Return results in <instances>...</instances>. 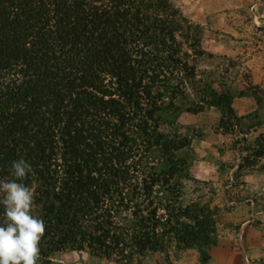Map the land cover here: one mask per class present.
<instances>
[{"label": "trees", "instance_id": "trees-1", "mask_svg": "<svg viewBox=\"0 0 264 264\" xmlns=\"http://www.w3.org/2000/svg\"><path fill=\"white\" fill-rule=\"evenodd\" d=\"M203 35L171 0H0V176L21 157L32 166L42 263L72 249L120 264L172 245L211 261L217 210L165 205L162 221L154 196L160 186L164 202L180 199L188 177L179 153L190 142L162 130L164 113L215 108L231 134L244 120L234 99L258 97L205 83L209 100L191 104L189 51L203 55ZM252 155L256 166L264 148Z\"/></svg>", "mask_w": 264, "mask_h": 264}, {"label": "rangeland", "instance_id": "rangeland-1", "mask_svg": "<svg viewBox=\"0 0 264 264\" xmlns=\"http://www.w3.org/2000/svg\"><path fill=\"white\" fill-rule=\"evenodd\" d=\"M171 1L191 23L204 29L201 43L203 55L189 51V63L196 67V80L199 83L196 89L188 86L191 104L204 105L200 103L202 98L209 100L207 92L200 91L205 83L218 91L252 89L258 97L250 94L234 99L237 115L244 117V120L232 128L231 134H224L223 129L219 128L221 114L215 108L205 107L196 114L183 111L177 117L163 114L162 130L180 139L187 138L190 145L179 153L185 158L184 165L188 169V177L182 175L181 198L164 202L165 195L169 198L172 195L160 186L155 190V201L160 208L159 218L162 221L167 218L163 209L165 205L172 209L195 203L210 204L218 213L219 238L208 264H264V191L258 190L259 185L254 180L256 176L247 182L243 178L250 172L259 175V171H264V156L256 166H249L244 161L257 146L264 148V0ZM257 98L261 99L260 106ZM259 122L262 126H258ZM252 158L255 157L252 155ZM149 160L154 167L162 164L157 150H153ZM203 161L207 164L203 165ZM224 164L229 169L239 167L234 175L226 178L223 174ZM214 175H219L220 179L215 181L212 178ZM238 204L244 207L239 206L235 214L232 213ZM242 210L249 213L248 216L243 215ZM244 217L251 221L249 226L245 225L246 228L243 227ZM172 246L168 255L149 253L140 260L134 256L127 263L120 264H201L197 250L178 251ZM50 261L48 264H117L93 257L88 250L72 249L54 253ZM38 264H44L40 258Z\"/></svg>", "mask_w": 264, "mask_h": 264}, {"label": "clouds", "instance_id": "clouds-1", "mask_svg": "<svg viewBox=\"0 0 264 264\" xmlns=\"http://www.w3.org/2000/svg\"><path fill=\"white\" fill-rule=\"evenodd\" d=\"M31 164L21 157L0 176V264H38L46 223L33 212L34 185L25 183Z\"/></svg>", "mask_w": 264, "mask_h": 264}, {"label": "crops", "instance_id": "crops-1", "mask_svg": "<svg viewBox=\"0 0 264 264\" xmlns=\"http://www.w3.org/2000/svg\"><path fill=\"white\" fill-rule=\"evenodd\" d=\"M178 1V0H177ZM176 1V2H177ZM177 4H178V2H177ZM232 22V21H231ZM230 22V23H231ZM233 23H234V21H233ZM226 153L228 154V152L226 151ZM217 156H220V153L219 152H216L215 153ZM203 163V165H206L207 163L205 162V161H203L202 162ZM209 165V167H211V163H209L208 164ZM208 167V166H207ZM208 167V168H209ZM223 167H224V172H223V174H225V177L227 178L228 177V175H234V172H235V170H236V168H238L239 167V165L238 166H235L234 168H232V169H229V168H227L228 166L227 165H223ZM202 168H204V166H202ZM260 169V168H259ZM212 170H213V168H212ZM264 170V169H263ZM204 172H205V170H204ZM254 172V171H253ZM256 172V171H255ZM217 174H220L219 172H217ZM254 176H256L257 177V179H254V180H256L257 181V184L259 185V189L258 190H263L264 191V171H259V175H256V173H249L248 175H246V176H244L243 178H245V182H247L248 181V179L249 178H251L252 180H253V178H254ZM212 178H214L215 179V181L216 180H219L220 178H219V175H214V176H212ZM232 178V177H231ZM222 180V179H221ZM228 204H229V202H228ZM237 204V203H236ZM239 206H241V207H244L242 204H238L237 206H236V208L234 209L235 211H233L232 213H234V212H236L237 210H238V207ZM241 207L239 208V209H241ZM242 212L244 213V210H242ZM235 214V213H234ZM246 213H244L243 215H245ZM249 214V213H248ZM248 214H246L247 216H248ZM233 215V214H232ZM250 216H251V214H250ZM245 218V222H244V225H243V227L244 228H246L245 227V225L247 226H249L250 224H251V221L250 220H248V219H246V217H244Z\"/></svg>", "mask_w": 264, "mask_h": 264}]
</instances>
